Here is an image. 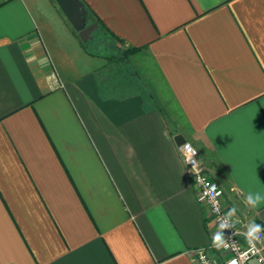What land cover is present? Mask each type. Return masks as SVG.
Instances as JSON below:
<instances>
[{"label":"crops","instance_id":"crops-1","mask_svg":"<svg viewBox=\"0 0 264 264\" xmlns=\"http://www.w3.org/2000/svg\"><path fill=\"white\" fill-rule=\"evenodd\" d=\"M78 1L0 3V264H224L174 138L264 227V0Z\"/></svg>","mask_w":264,"mask_h":264},{"label":"built area","instance_id":"built-area-1","mask_svg":"<svg viewBox=\"0 0 264 264\" xmlns=\"http://www.w3.org/2000/svg\"><path fill=\"white\" fill-rule=\"evenodd\" d=\"M4 1L6 0H0V3ZM184 144L190 145L196 151L195 156L192 157V161L189 163L185 162V158L180 151V147ZM177 148L186 165L187 176L194 189L195 199L212 216L217 233L223 241L220 248L229 254L224 264H233V261L236 264H264V233L260 234L259 240L246 238L249 225L253 222H245L243 228L239 227L235 218L226 211L222 201L223 191L215 182L209 179L203 165L198 160V152L195 146L186 140ZM213 247L216 246L213 244ZM190 253L194 256L196 264H215L209 256L207 248H194Z\"/></svg>","mask_w":264,"mask_h":264},{"label":"water","instance_id":"water-1","mask_svg":"<svg viewBox=\"0 0 264 264\" xmlns=\"http://www.w3.org/2000/svg\"><path fill=\"white\" fill-rule=\"evenodd\" d=\"M61 8L63 9L64 13L74 26V28L78 32V36L82 41H86L87 39L91 38L90 33L96 27V24L93 23L89 26H85L84 18V11L82 8V4L78 0H56ZM175 142L177 145L182 144L186 141L184 136L178 134L175 136Z\"/></svg>","mask_w":264,"mask_h":264},{"label":"clouds","instance_id":"clouds-1","mask_svg":"<svg viewBox=\"0 0 264 264\" xmlns=\"http://www.w3.org/2000/svg\"><path fill=\"white\" fill-rule=\"evenodd\" d=\"M181 154L185 158V162L189 163L192 161V157L195 156L196 151L193 149L190 145L184 144L182 147H180ZM246 204L251 205L252 207H256L261 203H264V193L256 192L252 193L249 192ZM264 233V227L261 225L255 224L254 222L249 225L248 231L246 233V238H252L254 240L260 239V234ZM223 241L220 236H216L214 238V246L220 247L222 245ZM233 264H236L235 261H233Z\"/></svg>","mask_w":264,"mask_h":264},{"label":"rangeland","instance_id":"rangeland-1","mask_svg":"<svg viewBox=\"0 0 264 264\" xmlns=\"http://www.w3.org/2000/svg\"><path fill=\"white\" fill-rule=\"evenodd\" d=\"M94 38L91 41H88V43L86 44V48L90 53H99L107 58H114L116 59L118 62L115 63V66H118L117 69H126V67H123L119 62H121L122 55L120 53H118L114 47V42L105 34L101 33V32H94ZM98 64H107V67H111L110 63H108V61L103 60V59H99L98 60ZM115 71H117L115 69ZM118 74H120V72H118ZM122 74V73H121Z\"/></svg>","mask_w":264,"mask_h":264},{"label":"trees","instance_id":"trees-1","mask_svg":"<svg viewBox=\"0 0 264 264\" xmlns=\"http://www.w3.org/2000/svg\"><path fill=\"white\" fill-rule=\"evenodd\" d=\"M132 50H133V48H132Z\"/></svg>","mask_w":264,"mask_h":264}]
</instances>
